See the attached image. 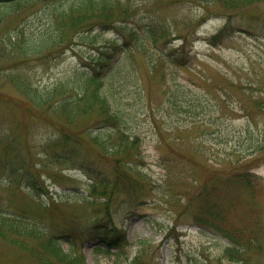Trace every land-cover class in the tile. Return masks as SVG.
<instances>
[{
	"label": "rangeland",
	"instance_id": "374dc122",
	"mask_svg": "<svg viewBox=\"0 0 264 264\" xmlns=\"http://www.w3.org/2000/svg\"><path fill=\"white\" fill-rule=\"evenodd\" d=\"M120 1L132 16L93 29L86 42L75 37L28 58L0 50V216L71 238L89 264H264V2ZM77 2L19 8L2 24L1 46L16 31L43 40L52 31L49 9ZM113 46L120 51L104 78L118 125L98 124L95 111L68 123L50 107L29 104L16 84L73 95ZM118 127L139 136L137 151L107 155L89 135L110 145ZM118 157L121 178L114 176ZM214 180L215 192L203 190ZM97 183L106 193L91 191ZM203 198L215 200L223 214L217 223L239 237L236 258L226 255L221 233L199 223L209 215ZM97 224L123 232L127 244L99 245ZM0 264L38 262L0 237Z\"/></svg>",
	"mask_w": 264,
	"mask_h": 264
},
{
	"label": "trees",
	"instance_id": "16d2710c",
	"mask_svg": "<svg viewBox=\"0 0 264 264\" xmlns=\"http://www.w3.org/2000/svg\"><path fill=\"white\" fill-rule=\"evenodd\" d=\"M50 2L53 3L56 0H0V29L2 24L6 23L8 16L16 15L19 8H22L31 2ZM52 1V2H51ZM212 1V0H211ZM221 0H213L212 2H218ZM225 1L226 7L237 8L246 6L248 4L264 2V0H222ZM4 5H10L11 8L5 9ZM51 15L52 31H49L45 38L39 42L30 39H26L23 32H17L16 34H9L7 37L8 48L5 44L4 47L0 44V50L3 53L16 52L18 55L24 58H28L30 55H36L46 49L52 47L64 48L61 45L71 43L75 37H78L82 41H88L89 32L98 28L99 30H106L123 21L127 17H131L133 12L127 4H122L120 0H78L76 4L70 5L63 9L51 8L49 9ZM148 32L153 36V40L157 39L156 32L153 26L148 27ZM9 29H7L8 31ZM86 31L84 33H81ZM8 33V32H7ZM164 35V34H162ZM1 37V36H0ZM212 37H216L213 35ZM5 37L2 36L3 42ZM112 52H103L98 57L96 62L91 67V70L85 74L80 81L77 90L74 89L75 94L63 95L65 91L62 87L54 88L51 90H36L26 84H22L21 80L16 84L21 85L26 91L29 104L36 107H50L52 111L60 112L68 123L74 122L76 117L81 113H87L95 111L98 115V124L118 125L120 122V116L115 109V105L110 100V94L105 91V75L107 68L112 63L113 57L119 53L120 50L113 46ZM14 79V77H13ZM16 79V78H15ZM110 95V96H109ZM59 96V97H58ZM116 130V139L111 142L110 145L104 136L93 134L89 131V135L93 142L104 150V153L117 155L131 150L137 151L139 147L140 138L137 134H129L121 128ZM64 141L70 140L69 135L63 132ZM114 173L115 178L123 177L122 169L120 168L121 161L119 157L114 158ZM244 179H248L244 177ZM249 180V179H248ZM248 180H245L247 185H250ZM250 181V180H249ZM231 184L229 178L226 179V187ZM100 183L92 184L91 191H101L100 193H106L104 190H100ZM216 181L214 180L210 187L204 185L203 190L211 188V193L215 192ZM104 188V187H103ZM204 205L207 206L209 215L202 216L198 219L200 224L207 227H211L221 234H223L229 241V245L226 246V254L232 258H236L241 252V246L239 237L234 231H230L228 228H223L217 223L216 218L222 219L223 214L217 209L215 200H209L207 198L202 199ZM52 205L56 203L51 202L48 206H39L40 212L50 209ZM14 220H18L15 216L1 217L0 216V237L8 238L13 245L22 250H26L32 256L35 257L38 264H88L85 254L79 250L76 246H73L71 239H67L70 243L69 249H64L61 246L60 238H56V235L50 232L40 230H24ZM101 226V228H100ZM95 237H97L98 243L106 247L117 246L122 243L125 245V235L122 232L114 233L112 227L105 226V231H101L103 225H96ZM233 230V229H232ZM30 235V238H34L35 243L31 244L21 239V235ZM118 241H121L117 243ZM123 241V242H122ZM75 245V244H74ZM132 264V263H130Z\"/></svg>",
	"mask_w": 264,
	"mask_h": 264
}]
</instances>
